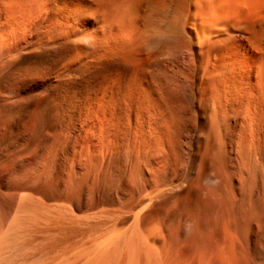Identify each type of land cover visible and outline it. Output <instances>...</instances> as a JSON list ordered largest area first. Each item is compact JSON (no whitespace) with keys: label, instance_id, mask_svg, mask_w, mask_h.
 Returning a JSON list of instances; mask_svg holds the SVG:
<instances>
[{"label":"bare ground","instance_id":"bare-ground-1","mask_svg":"<svg viewBox=\"0 0 264 264\" xmlns=\"http://www.w3.org/2000/svg\"><path fill=\"white\" fill-rule=\"evenodd\" d=\"M79 1L63 3L26 55L56 72L59 88L96 99L107 185L118 194L176 168L194 172L135 227L87 243L64 264H264V0H174L171 8L143 9V0ZM49 7L38 0L34 18L43 20ZM152 19L178 43L182 69L200 58L222 70L205 76L197 65L191 72L203 76L195 81L182 76L185 69L164 67L163 57L156 69L161 45L147 34ZM4 243L0 264H13Z\"/></svg>","mask_w":264,"mask_h":264},{"label":"rangeland","instance_id":"rangeland-1","mask_svg":"<svg viewBox=\"0 0 264 264\" xmlns=\"http://www.w3.org/2000/svg\"><path fill=\"white\" fill-rule=\"evenodd\" d=\"M25 1L0 0V240L5 242L4 252L10 263L64 264L87 243L106 235H119L135 227L151 205L185 185L193 178L194 171L191 166L187 167L188 170L176 168L170 170L171 173L168 171V175L158 174L157 181L154 178V182L146 181L143 186H125L118 194L112 191L106 178L103 179L107 164L106 139L101 126L102 112L96 99L88 95L85 100H80L79 94L59 88L58 75H54L56 72H46L44 66H38L27 56L31 45L56 23L55 19L66 6L71 7L80 1L53 0L52 5L47 0L48 7H51L42 21L35 19L36 13L32 11L38 0ZM173 2L143 0V7H140L171 8L175 4ZM94 6L97 7L96 4ZM148 24L151 27L148 25L150 31L147 34H154V42L158 40V45H161L152 43L153 47H160L154 52L161 56L151 52L156 69L157 63L161 61L158 64L160 69L164 60V67L174 69L176 66L178 72L186 70L185 67L182 69L180 61L182 53L176 51L181 48L176 46L175 40L176 44L170 42L173 38L165 36L162 23L152 19ZM167 38H171L169 42ZM162 39L165 42H161ZM153 47L149 50L155 49ZM201 60H197L198 67L205 66L203 62H207ZM179 61L181 69L177 68ZM204 66L197 70L195 67L184 70L182 76L189 72L185 76L193 75L191 79L199 81L196 79L208 72L213 74L222 70L221 67L212 69ZM198 69L203 75L195 72ZM191 70L195 71L192 73ZM40 78L49 79L41 84L44 87L35 85ZM42 95L48 96L43 100L46 105L42 108L45 109L38 107L39 102L44 104L40 101ZM36 104V109L40 110H35V113L39 117L35 114L33 122L31 112ZM89 114L92 115L88 117Z\"/></svg>","mask_w":264,"mask_h":264}]
</instances>
